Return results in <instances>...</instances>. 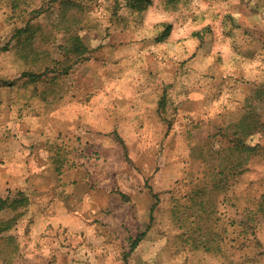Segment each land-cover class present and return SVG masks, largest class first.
<instances>
[{
	"label": "rangeland",
	"instance_id": "obj_1",
	"mask_svg": "<svg viewBox=\"0 0 264 264\" xmlns=\"http://www.w3.org/2000/svg\"><path fill=\"white\" fill-rule=\"evenodd\" d=\"M143 6L0 0V144L32 100L63 116L88 75L156 82L163 129L140 132L157 145L127 153L156 150L173 180L138 224L122 203L104 218L47 204L25 189L23 157H0V264H264V0Z\"/></svg>",
	"mask_w": 264,
	"mask_h": 264
},
{
	"label": "crops",
	"instance_id": "obj_2",
	"mask_svg": "<svg viewBox=\"0 0 264 264\" xmlns=\"http://www.w3.org/2000/svg\"><path fill=\"white\" fill-rule=\"evenodd\" d=\"M88 76L89 84L77 87L63 116L44 99L43 115L42 110H35L39 98L32 100L29 116L5 128L11 131L6 130L8 140L0 144V157H23L25 189L45 192L47 204L104 218L102 210H118L122 203L137 212L139 224L142 212L156 206L159 192L165 193L166 203L173 196L168 190L173 183L171 174L163 166L157 171L156 150L127 153L128 146L135 151V146L157 145L156 138L147 141L140 131L163 129L151 123L150 117L156 113L162 93L156 82L139 81L138 86L137 81L126 79L104 80L95 88L93 77ZM132 157L141 169L135 171ZM162 158L167 161L169 157ZM146 179H150L148 186ZM74 221L83 227L82 222Z\"/></svg>",
	"mask_w": 264,
	"mask_h": 264
},
{
	"label": "trees",
	"instance_id": "obj_3",
	"mask_svg": "<svg viewBox=\"0 0 264 264\" xmlns=\"http://www.w3.org/2000/svg\"><path fill=\"white\" fill-rule=\"evenodd\" d=\"M151 2H152V0H133V5L135 7H141L142 8V7H144L143 5H146V3L150 4ZM145 234H146V232H141L139 234V236L134 239L132 248L136 247L140 243V241L142 240V238Z\"/></svg>",
	"mask_w": 264,
	"mask_h": 264
}]
</instances>
